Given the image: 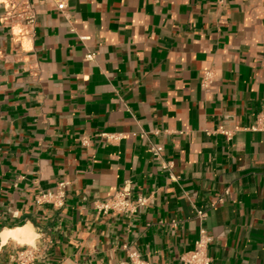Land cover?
<instances>
[{"label": "crops", "instance_id": "1", "mask_svg": "<svg viewBox=\"0 0 264 264\" xmlns=\"http://www.w3.org/2000/svg\"><path fill=\"white\" fill-rule=\"evenodd\" d=\"M31 3L28 36L0 4V264L26 245L37 264H117L125 245L181 264L201 228L212 264H264V0ZM127 181L147 204L99 214ZM62 182L63 207L36 203Z\"/></svg>", "mask_w": 264, "mask_h": 264}, {"label": "built area", "instance_id": "2", "mask_svg": "<svg viewBox=\"0 0 264 264\" xmlns=\"http://www.w3.org/2000/svg\"><path fill=\"white\" fill-rule=\"evenodd\" d=\"M50 1L53 2L57 11L62 14L66 12L68 0ZM0 4L3 7L2 24L8 27L11 31L16 27H19L20 35H30L36 23V13L31 0H0ZM79 39L85 42L89 41L91 37L80 36ZM94 59V52H89L86 55V60L93 61ZM213 77V72L211 70H206L204 72L203 86L206 87ZM224 134L228 137L231 136V134L227 132H224ZM98 136L106 141H117L123 138L122 134H108L106 132H101ZM84 143L88 144V141L85 140ZM152 151L156 156H160L162 147H154ZM66 187L67 183L62 182L58 184L54 190L40 192L36 198V203L51 204L57 208L63 207L66 199ZM146 204L147 199L145 197H133V183L127 181L110 198L95 202L94 208L99 214L103 215H115L121 213L134 215L137 214ZM198 215L201 218L206 216L202 211H199ZM210 242L211 237L206 229L201 228L200 237L196 241L194 249L181 256V264H212V259L209 255ZM123 249L127 253L128 261L119 262L117 264H152L150 261L141 258V255L137 250H133L127 245H125ZM14 258L17 264H37L39 259V249L32 245H26L16 253Z\"/></svg>", "mask_w": 264, "mask_h": 264}, {"label": "bare ground", "instance_id": "3", "mask_svg": "<svg viewBox=\"0 0 264 264\" xmlns=\"http://www.w3.org/2000/svg\"><path fill=\"white\" fill-rule=\"evenodd\" d=\"M34 236L35 234L31 226L18 229H10L2 233L3 242H7L9 239H16L21 242H32Z\"/></svg>", "mask_w": 264, "mask_h": 264}]
</instances>
